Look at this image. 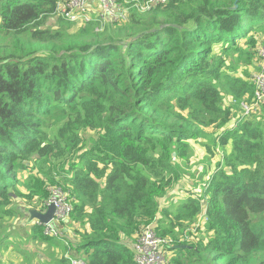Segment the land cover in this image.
<instances>
[{"label":"trees","instance_id":"16d2710c","mask_svg":"<svg viewBox=\"0 0 264 264\" xmlns=\"http://www.w3.org/2000/svg\"><path fill=\"white\" fill-rule=\"evenodd\" d=\"M59 1L0 0V248L9 221L30 216L14 201L37 197L38 209L54 188L41 182L25 195L21 174L32 160L69 156L70 217L56 238L36 223L29 235L84 255L56 264H137L149 226L166 242L168 264H264V115L245 114L241 103L252 105L257 89L214 54L221 47L253 64L238 43L264 32V0H166L146 10L142 0L124 21L77 24L74 35L56 16ZM225 96L242 113L233 127ZM204 128L222 132L205 145L210 158L231 146L224 166L210 176L206 199L162 209L181 178L173 154L186 157ZM81 129L99 132L89 149ZM201 211L206 237L195 239L190 226Z\"/></svg>","mask_w":264,"mask_h":264},{"label":"rangeland","instance_id":"374dc122","mask_svg":"<svg viewBox=\"0 0 264 264\" xmlns=\"http://www.w3.org/2000/svg\"><path fill=\"white\" fill-rule=\"evenodd\" d=\"M119 3L126 8V15L129 14V11L132 10V8L137 9L140 5H143L142 0H119ZM126 6L129 9H127ZM77 24H82V22L72 23V25L74 26H72L71 29L68 30L69 34L74 35L77 33L79 29L77 27ZM251 37L256 39V46L254 47L249 44V38ZM238 44L239 46L241 45L240 47H242L244 50L251 51L250 53H252L253 64L249 61H246L247 59L243 55L239 56L235 54L229 58L225 57L226 55L222 52L221 47L215 48L214 54L216 57L225 58L227 67L226 72L234 74L237 73L239 75H246L249 81L253 82V77L258 74L257 67H254V64H257L259 50L264 47V32L250 33ZM253 85L255 86L254 83ZM222 105L225 108H231L233 110L235 114V121L231 124V127L235 126L237 118L242 116V113L239 110L238 106L232 101V97L230 96H225L223 98ZM248 106H254V109L251 112L252 114L250 113L251 115L257 117H262L264 115V103L259 102L258 98H256L255 104L253 102L252 105ZM176 113L181 114L180 111H177ZM182 115L189 117L188 112L182 113ZM204 131V138L199 139L198 141H191V146L186 157H178V154H173V157H177L178 159L176 161V165L181 178L179 177V181H177L172 186V188L169 189L168 193L166 194V197L160 201L162 209L172 208L171 212H173L175 211L176 207L179 206L182 202H187L192 197L199 196V198L203 197V200L206 199L204 192L206 191V188L208 186L207 183L210 176L214 173L215 169H218V164H220L222 167L224 166L223 160L221 159L222 157H225L226 152H230L231 146H229L228 148L218 147L216 149L214 158H210L208 153L206 152L205 145L211 144L212 141L217 138L222 132L216 131L214 128H204ZM55 133L56 128L49 132L51 137H53ZM80 134L85 144L84 148L88 149L94 141L98 140L99 137V132H89L83 129L80 130ZM151 151L152 149L147 150V152ZM151 154L155 155L156 152L152 151ZM72 162L73 158L69 156L62 158H41L37 162L35 160H32L29 164L30 169L21 174L19 190L22 193H25V195H27L29 191H33L31 190V186H35L36 184L41 182H46L48 188L54 187L53 189H60L63 193L68 196L71 203L74 204V201L69 194L70 186L65 182V179H67V177H70L68 169ZM38 202L39 199L37 197L31 203L24 199H16L14 201L13 208L16 210L19 209L21 211L26 209L29 213L31 210H33V206L36 205ZM174 206L176 207L173 209ZM202 215L203 214L201 211L195 223L190 226L191 231L194 233L192 237L195 239H203L206 237V225H203L204 219H202V217L205 215ZM32 221L33 220L30 219V216L28 217L22 214H17L15 216V219L9 221L5 228L7 231H9L10 238H8V240L4 242L1 251L3 253H8L9 250L13 249V254L11 255L12 257L15 255L14 252H18L24 255V258H21L19 256L17 258H12L10 264H35L38 261L34 260L36 259V256L33 255L42 254L43 252H45L44 260L42 259L40 261V264H56V261L61 259V257H64L65 255V244L61 245L57 240H54L47 244L32 241L29 238L30 230L33 225H31ZM19 223H24V225L21 227L19 226ZM199 225H201L199 231H193L194 227H198ZM74 227L76 229L78 228V225H74ZM70 229H72L71 231L75 230L73 226ZM195 235L197 237H195ZM47 236L56 238L50 235ZM188 241L195 240H191V238H188ZM0 245L2 246V244ZM73 254H77L75 249H71V251L67 255H65V257H70Z\"/></svg>","mask_w":264,"mask_h":264},{"label":"built area","instance_id":"2783aa9c","mask_svg":"<svg viewBox=\"0 0 264 264\" xmlns=\"http://www.w3.org/2000/svg\"><path fill=\"white\" fill-rule=\"evenodd\" d=\"M166 0H149L142 10L150 9L151 3H164ZM127 7V6H126ZM127 9H129L127 7ZM56 16L69 23H91L102 22L107 20L124 21L127 17L126 8L119 3V0H60L57 4ZM258 74L253 77V83L256 86L255 100L264 103V47L258 52ZM262 97V99H261ZM245 114L249 115L253 107L242 103ZM37 210L45 212L50 205L56 208L53 220L44 225L36 221V224L42 225L46 235L58 237L60 230L58 223L65 222L73 211V204L68 196L60 189H52L51 198ZM44 210V211H43ZM166 242L159 237L154 226L147 227L140 235L137 245L135 246V261L137 264H168V258L163 251V244ZM71 264H83L82 261L75 260Z\"/></svg>","mask_w":264,"mask_h":264},{"label":"water","instance_id":"95a60500","mask_svg":"<svg viewBox=\"0 0 264 264\" xmlns=\"http://www.w3.org/2000/svg\"><path fill=\"white\" fill-rule=\"evenodd\" d=\"M55 212H56L55 206L50 205L45 212H41L38 210H31L29 214L31 220H36L41 224L46 225L53 220L55 216Z\"/></svg>","mask_w":264,"mask_h":264},{"label":"crops","instance_id":"0c3cea01","mask_svg":"<svg viewBox=\"0 0 264 264\" xmlns=\"http://www.w3.org/2000/svg\"><path fill=\"white\" fill-rule=\"evenodd\" d=\"M33 210H37V209H33ZM34 223H36L35 220H33L31 222V225L34 224ZM23 225H24V223H19V226L22 227ZM1 250H2V248H0V262L2 264H10L12 258H17L18 256L21 257V258H24V255H22L21 253H18V252H14L15 255L12 257L11 255L13 254V251H12L13 249L9 250L8 253H6V252L3 253ZM44 254H45V252H43L41 255L38 254L37 257H41V259H34V260H37L38 261L35 264H40V261L42 259L44 260ZM81 255H82V253H81ZM81 255H78L77 254L76 256L79 257ZM82 256H84V255H82Z\"/></svg>","mask_w":264,"mask_h":264}]
</instances>
